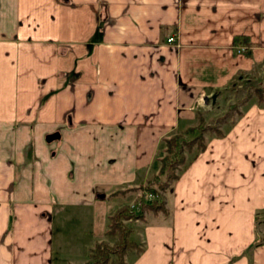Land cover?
Returning a JSON list of instances; mask_svg holds the SVG:
<instances>
[{
    "label": "crops",
    "instance_id": "0c3cea01",
    "mask_svg": "<svg viewBox=\"0 0 264 264\" xmlns=\"http://www.w3.org/2000/svg\"><path fill=\"white\" fill-rule=\"evenodd\" d=\"M263 67L264 0H0V264L90 262L164 138ZM222 124L122 264H264V102Z\"/></svg>",
    "mask_w": 264,
    "mask_h": 264
},
{
    "label": "trees",
    "instance_id": "16d2710c",
    "mask_svg": "<svg viewBox=\"0 0 264 264\" xmlns=\"http://www.w3.org/2000/svg\"><path fill=\"white\" fill-rule=\"evenodd\" d=\"M240 42L244 43L246 47L248 46V42L242 37L235 38V44H238ZM263 90L264 89H255L259 101H262L263 99ZM201 120L202 119L199 116L198 123H200ZM197 125L187 126L185 130L188 132H196L198 130ZM203 130L204 128H201L199 131L200 135H196L192 139H183L176 133L170 134L169 136L165 137L164 152L161 156L158 157L159 166L157 172L154 173L150 178H148L145 183L138 186L127 187L126 189L119 191L121 193H126L136 189L142 191L137 196L134 202L140 208L138 213H135L129 206H122L117 209L111 216V224L108 232H120V240L118 246H120V249L124 250V253L127 250L126 248L135 247L137 246V243L134 240H128L131 229L124 228L121 220L143 218L147 211H153L155 213L159 211L167 212L165 201L163 200V197L161 198V194L164 193L168 188H170L174 181L179 177V171L187 166L190 159L186 161L184 155L185 151L191 150L192 147L197 144L199 147L196 151L197 153L195 152V155H197L200 151L206 148V138L201 134ZM211 131L217 134H221L219 128L213 127ZM177 169L180 170L177 171ZM148 192L154 194V199L148 200ZM128 243L129 245H127ZM101 244L102 243L96 245V250L93 252L94 261L91 264H107L109 262L111 249L109 247L102 246ZM123 262L124 257L123 259H121L120 264H122Z\"/></svg>",
    "mask_w": 264,
    "mask_h": 264
},
{
    "label": "rangeland",
    "instance_id": "374dc122",
    "mask_svg": "<svg viewBox=\"0 0 264 264\" xmlns=\"http://www.w3.org/2000/svg\"><path fill=\"white\" fill-rule=\"evenodd\" d=\"M255 89H264V67L263 69L259 70L258 73L254 75H244L242 77H236L231 83L222 89L219 94L217 95L218 97L215 98L214 105L209 106L208 110L203 111L201 113V121L198 123V121L194 124L195 126L197 125L198 130L196 132H188L186 131V127H179L172 131L170 134L176 133L183 139H192L196 135H200L199 131L201 128H204L203 132L201 133L204 137L206 134L212 132L211 129L213 127L215 128H220L224 127L226 124H222L223 122H228L234 117L240 108V105L242 102L246 100L247 97H253L254 99L256 98L258 100L257 92H255ZM263 99L262 102H264V90H263ZM210 102V101H209ZM222 124V125H221ZM228 125V124H227ZM193 126V125H190ZM81 134V133H79ZM198 145H194L191 150H186L184 155L186 158V161L190 159L191 156L194 155V153L198 150ZM180 170V169H179ZM177 169V171H179ZM133 191V190H131ZM135 191V190H134ZM136 191H139V194L142 192L139 189H136ZM127 193V192H126ZM164 193L161 194V198L164 197ZM154 194L149 193L147 194L148 200L154 199ZM134 201H130V203H123L126 207H131L135 213H138L140 208L138 207L137 204L134 203ZM113 203V202H112ZM121 206V207H122ZM137 219H122L121 223L123 224V227L126 229H131V226ZM119 233H108L106 235V240L102 242V246L109 247L111 249L110 255H109V262L107 264H120L121 259L126 254V251L124 253V250L120 249V246H118L119 243ZM128 240H130V236L128 237ZM98 245V244H97ZM129 245V243L127 244ZM59 245H58V239H55V248L56 251L59 250ZM96 247L93 249V251L90 254V262L87 264H91L93 260V252L96 250ZM126 249H129L126 248Z\"/></svg>",
    "mask_w": 264,
    "mask_h": 264
},
{
    "label": "water",
    "instance_id": "95a60500",
    "mask_svg": "<svg viewBox=\"0 0 264 264\" xmlns=\"http://www.w3.org/2000/svg\"><path fill=\"white\" fill-rule=\"evenodd\" d=\"M212 98L214 99L215 98V95L212 96ZM60 137V133L57 131V132H53V133H50L47 135V140L48 141H52L56 138ZM100 196L104 197L105 195L104 194H101Z\"/></svg>",
    "mask_w": 264,
    "mask_h": 264
},
{
    "label": "built area",
    "instance_id": "2783aa9c",
    "mask_svg": "<svg viewBox=\"0 0 264 264\" xmlns=\"http://www.w3.org/2000/svg\"><path fill=\"white\" fill-rule=\"evenodd\" d=\"M172 40H173V38H172V37L168 38V41H172Z\"/></svg>",
    "mask_w": 264,
    "mask_h": 264
}]
</instances>
